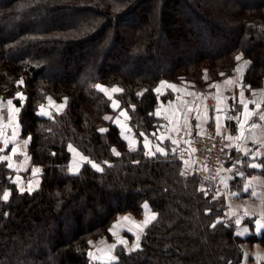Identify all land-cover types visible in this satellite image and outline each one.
<instances>
[{
    "label": "trees",
    "instance_id": "obj_1",
    "mask_svg": "<svg viewBox=\"0 0 264 264\" xmlns=\"http://www.w3.org/2000/svg\"><path fill=\"white\" fill-rule=\"evenodd\" d=\"M241 53L251 61L244 83L261 87L264 0H0V97L20 106L21 136L42 169L39 187L21 192L0 161V264H90V240L110 238L117 215L139 216L145 202L157 219L138 250L118 244L110 264H242L241 243L264 244V231L247 220L244 239L225 219L224 196L183 172L178 149L148 155L139 135L157 131L155 109L172 96L155 91L161 79L204 88L231 74ZM96 85L122 90L135 151ZM50 97L64 110L40 115ZM68 144L104 171L84 163L71 173Z\"/></svg>",
    "mask_w": 264,
    "mask_h": 264
},
{
    "label": "crops",
    "instance_id": "obj_2",
    "mask_svg": "<svg viewBox=\"0 0 264 264\" xmlns=\"http://www.w3.org/2000/svg\"><path fill=\"white\" fill-rule=\"evenodd\" d=\"M239 57L240 59L231 74L220 80L206 84L204 88H197L192 81L177 82L169 79H161L157 86L160 87L159 94L164 95L169 93L172 96L164 101H160L157 105L155 115L160 119V122L155 135H147L150 143L149 148H145V150L147 154L149 151L156 152L157 145L164 148L167 153L173 151V149L180 150L182 147L190 145L192 138L204 129L208 127L217 128V117H219V131L227 137H233L230 139L231 145L224 153L223 168L220 176L223 187L219 195L225 198V219H229L234 223L239 219L240 224H235L239 226L238 231L240 235L246 239L251 234L249 226L251 221L254 227L256 220L264 223V173L258 171L263 167L262 158H264V155H258L254 159L251 154L245 156L243 151L237 150V146L239 149H249L251 152L258 151L264 153V120L259 119L260 115L264 114V84L259 88L250 89L244 83V75L251 61L243 54L239 55ZM162 81L174 85L175 88H169L167 84L161 86ZM111 88L114 89L115 86ZM241 91H243L242 97ZM117 92L113 91L112 96L108 95L111 98V106L116 111L114 122L119 127L122 137H128V140H126L128 145L129 141H136L132 144V147L136 149L139 146L140 140L129 123L128 111L121 106L119 99L115 96ZM105 93L107 94V92ZM241 99L244 103H249L250 101L255 102L249 103V110L255 114L248 120H244V108L240 104ZM8 100V98L4 99L0 97V117H2V120H0V131L3 132V136H0V156L10 157L5 162L7 165L9 163L13 165L10 168L13 172V181L20 188L28 191L31 188L33 191L39 187L42 179V169L41 166L32 162L31 155L28 151L30 137L21 136V130L18 126L20 108L13 102V106L19 109V111L14 116H11L9 106L7 105ZM116 102H119V104L116 105ZM257 104H259V108L256 107ZM41 106L46 107V109ZM41 106L38 110L39 114L42 115L41 112L43 111L45 113L43 116H49L52 111L62 112L66 106V101L57 103L53 99H49L47 103ZM217 108L219 111H216ZM125 110L127 111V118L122 114ZM13 121L14 123H12ZM241 124L244 126L243 129L240 128ZM253 124L258 126L252 127ZM13 127H15V139H12ZM241 131L245 138L238 139L237 137L240 136ZM161 136L165 137V139L160 140ZM5 140H10L11 142L6 145ZM173 141H176V143H173ZM73 147L76 148L74 145ZM13 148H16L15 153L12 152ZM77 151L81 156H75L71 153L69 169L78 163L80 172L85 163L82 157H85V155L78 149ZM157 154L160 153L156 152L155 155ZM238 160L242 161V163H236ZM92 162L97 163L95 161ZM249 164H260L261 166L253 168L249 167ZM35 168H40L41 171L35 173L33 171ZM240 172H243L244 175H237ZM249 181H251V187L248 192H244L243 186ZM253 191L257 195H251ZM7 192L10 194V191ZM235 193H238V195ZM146 204L148 203L145 202L143 204L144 210L149 212L147 211ZM153 213L156 214L154 211ZM128 220L135 223L137 227H132L128 221H124L125 223L119 224L121 227L117 228L121 230L119 235L126 237L127 244L123 245V247L127 251L137 243L135 231L138 230L137 232L140 233V244L141 236L146 228L143 226V223L139 226L138 220L131 218H128ZM247 220L250 222L248 223ZM255 231L261 233L264 231V228H261L259 231L255 228ZM132 233L134 234L132 235ZM118 244L119 242L115 241L114 245L117 246ZM241 246L244 252L242 264H262L264 262V244L260 242L251 243L244 240ZM92 250L93 248L90 247L89 252L93 253L95 251ZM108 253L109 251L101 254L95 253L98 254L96 262L100 261L98 264H110V262H105ZM89 258L90 264H92V258L94 257L89 256Z\"/></svg>",
    "mask_w": 264,
    "mask_h": 264
},
{
    "label": "snow or ice",
    "instance_id": "obj_3",
    "mask_svg": "<svg viewBox=\"0 0 264 264\" xmlns=\"http://www.w3.org/2000/svg\"><path fill=\"white\" fill-rule=\"evenodd\" d=\"M236 59L239 60L240 57H236ZM221 75H223V73H221ZM23 83H24L23 80H20V81L17 82L18 85H22ZM229 83H231V81H229ZM165 84H167L169 88H173V89L175 88L174 85L168 84V82H166V81H162V82H161V86H164ZM95 87H96L97 89H99L100 91L107 92V89H106L104 86H102V85H96ZM113 91H122V90H120V89H113ZM155 91H156L157 93H159V92H160V87H157V88L155 89ZM16 96H17L19 99H24L23 93L17 92V93H16ZM242 96H243V91H241V97H242ZM49 99H51V98H49ZM249 103H255V102H254V101H250ZM249 103H244V101H243L242 99H241V101H240V104H241V105L243 106V108H244V120H248L251 116H253V115L255 114V113H253V112H251V111L249 110ZM118 104H119V102H116V105H118ZM7 105L9 106V113H10L11 116H14L15 113L19 111V109L15 108V107L13 106V101H12L11 99H9V100L7 101ZM116 105H113V106H116ZM41 107H43V106H41ZM133 107H134V106H133ZM256 107L259 108V104H257ZM216 111H219V109L217 108ZM41 114L43 115V114H45V113L42 111ZM122 114L127 118V111H126V110H125ZM157 114H159V113L157 112ZM198 118H199V115H198ZM105 119H111V118H110V117H105ZM259 119H260V120H264V114H261L260 117H259ZM0 120H2V117H0ZM117 122H119V120H117ZM12 123H14V121H13ZM257 126H258V125H255V124L252 125V127H257ZM121 127H123V125H121ZM219 127H220V126H219V117H217V129H218V131H219ZM243 127H244L243 124H241V125H240V128L243 129ZM100 131H101V132H105V131H107V130H106V129H100ZM139 135H140L141 137H144V140H143V147L146 148V149L149 148V143H150V142H149V140L147 139V134H145V133H140ZM153 135H155V133H153ZM0 136H3V132H2V131H0ZM232 138H233V137H228V139H232ZM237 138H238V139H240V138H245V137H243V132H242V131H241L240 136L237 137ZM12 139H15V127H13V137H12ZM124 139H125V140H128V137L125 136ZM164 139H165V137H163V136L160 137V140H164ZM4 142H5V144L7 145V144L10 143L11 141H10V140H5ZM135 142H136V141H129V149L132 150V151H135V150H136L135 148L132 147V144L135 143ZM25 143H27V141H25ZM173 143H176V141H173ZM188 143H190V142H188ZM67 149H68V151H69L70 153H73L75 156H81V154L77 151L76 148L73 147L72 144H68V145H67ZM237 150L243 151L245 156L251 154L252 157H253L254 159H255L258 155H264V153H260V152H258V151H257V152H251V150H249V149H239L238 146H237ZM112 151H113L114 154L117 155V156L121 155V153H120L119 151H117L116 149H114V148L112 149ZM173 151H175V149H173ZM12 152L15 153V152H16V148H13V149H12ZM156 152H158V153H160V154H163V155H167V154H168V153L165 151L164 148L159 147L158 145H157V147H156ZM156 152H151V151H149L148 154H149V155H155ZM9 159H10V157H8V156H0V161H6V160H9ZM82 159H83V161H84L85 163H90L91 166H92L94 169H96L97 171H100V172H103V171H104V168H103L100 164L92 162L88 157L85 156V157H82ZM103 163H104L105 165H107V164H108V161H104ZM236 163H242V161H239V160H238ZM7 166H8L9 168H12V167H13V165H12L11 163H9ZM248 166H249V167H253V168H255V167H260L261 165H260V164H249ZM79 169H80V166H79L78 163H76V164H74V165L71 167L70 171H71L73 174H76V173L79 172ZM33 171H34L35 173H39V172L41 171V169H40V168H35V169H33ZM237 175H239V176H243L244 173H243V172H240V173H237ZM250 187H251V181L247 182V183L243 186V191H244V192H248L249 189H250ZM20 191H21V192H24V189L21 188ZM29 191H32V189L29 188ZM235 194L238 195V193H235ZM251 195L255 196V195H257V193H256L255 191H253V192L251 193ZM2 199H3L4 201H7V200L9 199V193H8L7 191L3 193ZM125 219H127V218H125ZM156 219H157V214L153 213L150 217L146 218V219L143 221V226H144V227H147L149 224H151V223H152L154 220H156ZM235 223H236V224H240V220L237 219V220L235 221ZM212 227H214V225H212ZM255 228H256L257 231H259L261 228H264V223H262L260 220H256V221H255ZM110 231H111V229H110ZM113 234H115V233H113ZM237 235H239V233H237ZM136 241H137V243H136L135 245H133V247H132L131 249H128L129 252L134 251V250H138V249L140 248V244H139V241H140V235H136ZM89 243H91V242H89ZM119 244H121V245H126V244H127V241L124 240V239H120V240H119ZM115 247H116V245H110V246H109V251H111V249H114ZM88 255H89V256H92V253L89 252ZM107 259H108V261H116V260H118V257H116V256H108Z\"/></svg>",
    "mask_w": 264,
    "mask_h": 264
},
{
    "label": "built area",
    "instance_id": "obj_4",
    "mask_svg": "<svg viewBox=\"0 0 264 264\" xmlns=\"http://www.w3.org/2000/svg\"><path fill=\"white\" fill-rule=\"evenodd\" d=\"M230 145L231 140L227 136L215 127H208L195 135L190 145L179 150V157L184 162L183 172L197 174L199 186L204 190H221L224 153Z\"/></svg>",
    "mask_w": 264,
    "mask_h": 264
},
{
    "label": "rangeland",
    "instance_id": "obj_5",
    "mask_svg": "<svg viewBox=\"0 0 264 264\" xmlns=\"http://www.w3.org/2000/svg\"><path fill=\"white\" fill-rule=\"evenodd\" d=\"M240 55H242V53ZM207 78H208V75H207ZM105 88L107 89V95L112 96L113 95V93H112L113 92V89L111 87H105ZM115 88L120 89L118 86H115ZM1 98H3V97H1ZM4 99H7V98H4ZM48 100H46V103L48 102ZM55 102L61 103V102H58V101H55ZM16 106H18V105H16ZM18 107L20 108V106H18ZM43 108L46 109V107H43ZM52 112H54V111H52ZM206 129H204L200 133L204 132ZM200 133H198V134H200ZM213 192H214V194L215 193L221 194V191L220 190L219 191H213ZM146 206H147V211H149V212H146L144 210L145 212L143 211V213L141 215H139V216H137L135 213H133L131 211L119 213L117 215V218L113 221V223L109 227V233L111 235L110 238L107 235H103V236L98 237L97 239H91L90 240V242H91L90 243V247L93 248V250H95V251L92 250L93 251L92 256L94 257V258H92V264H95L96 259H98L97 258L98 254H95V253H100L101 254V253H103L105 251H109V246L110 245H114L115 241L116 242H119L120 239L126 240V237L125 236L119 235V233L121 232L120 229H117V228H120L121 227V225H119V224L125 223L124 221H126V222L128 221L130 223V225H132V227L133 226L137 227V225L135 223L129 221L128 218L138 220V222H139L138 225L140 226L143 223V221H144L143 219L144 218H147L148 216L150 217L152 215L153 210L150 208V206L148 204H146ZM125 218H127V219H125ZM114 225H115V227H113ZM110 229H111V231H110ZM137 231H135L136 235H140V233L137 232ZM113 233H115V234H113ZM133 234L134 233H132V235ZM134 238H132V239H134ZM116 247L114 249H111V251H109L108 256H116L117 255V254L115 255V253H116ZM99 262L97 261L96 264H98ZM105 262L106 263H108V262L111 263L113 261H108V259H106Z\"/></svg>",
    "mask_w": 264,
    "mask_h": 264
}]
</instances>
